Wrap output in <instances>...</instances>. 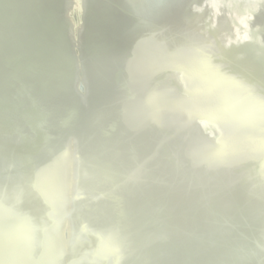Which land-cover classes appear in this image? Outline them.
<instances>
[{
  "label": "bare ground",
  "instance_id": "6f19581e",
  "mask_svg": "<svg viewBox=\"0 0 264 264\" xmlns=\"http://www.w3.org/2000/svg\"><path fill=\"white\" fill-rule=\"evenodd\" d=\"M260 161L264 0H0V264H264Z\"/></svg>",
  "mask_w": 264,
  "mask_h": 264
},
{
  "label": "water",
  "instance_id": "95a60500",
  "mask_svg": "<svg viewBox=\"0 0 264 264\" xmlns=\"http://www.w3.org/2000/svg\"><path fill=\"white\" fill-rule=\"evenodd\" d=\"M209 133V132H208ZM217 131L215 130V135H217ZM214 135H212V137H213ZM220 137V139H219V142H217V143H219V144H222V142H223V139H222V134L221 135H219ZM264 166V163H262V161H260V162H258L257 163V165H256V169H260V170H263V167ZM239 191L240 192H243V193H246V191H245V189L244 188H242V187H239Z\"/></svg>",
  "mask_w": 264,
  "mask_h": 264
}]
</instances>
